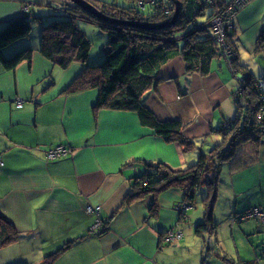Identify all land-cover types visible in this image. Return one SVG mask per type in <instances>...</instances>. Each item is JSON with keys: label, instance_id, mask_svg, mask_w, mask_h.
I'll return each mask as SVG.
<instances>
[{"label": "crops", "instance_id": "crops-1", "mask_svg": "<svg viewBox=\"0 0 264 264\" xmlns=\"http://www.w3.org/2000/svg\"><path fill=\"white\" fill-rule=\"evenodd\" d=\"M65 3L67 0H0V31L9 20L25 14L35 20L63 15ZM233 23L238 55L243 52L240 44L251 53L260 52L257 44L264 33V0H249ZM37 39L21 41L9 55L30 42L39 45ZM217 58L218 66L214 60L211 73L201 75L187 72L185 61L177 56L161 68L158 83L143 95L145 107L157 119L183 122L185 135L199 144L209 143L219 133L217 127L236 115L235 106L232 110L226 106L232 104L227 96L235 92L236 81L232 77L225 86L227 60ZM58 67L38 50L31 61L14 70L4 69L0 62V214L19 233L17 240L0 248V264H41L71 241L52 264H168L173 256L171 245L180 241L171 244L163 234L181 229L184 236V224L192 226L200 219L194 222L195 230L203 218L189 214V209L186 220L180 221L176 207L185 199L182 188L159 194L153 216V194L130 202L127 197L136 178L147 174L148 164L184 169L196 164L200 155L166 141L142 124L135 112L97 108V88L72 91L83 64ZM224 106L228 112L220 110L219 118L217 109ZM61 144L72 152L48 160L47 152ZM229 172L218 187L219 196L227 202L226 212L214 209L215 218L224 223L235 213L264 207V138L251 164L229 167ZM231 228L235 234L236 229ZM201 238L196 240L203 264L205 256L216 249L207 253L206 241L213 244L214 240ZM190 261L188 264L195 263ZM206 262L212 264L213 259Z\"/></svg>", "mask_w": 264, "mask_h": 264}, {"label": "trees", "instance_id": "trees-1", "mask_svg": "<svg viewBox=\"0 0 264 264\" xmlns=\"http://www.w3.org/2000/svg\"><path fill=\"white\" fill-rule=\"evenodd\" d=\"M88 1L108 17L128 23L142 24L145 22L149 25L161 23L170 19L175 11L174 3L171 0L161 1L156 5L149 4L150 8H153V12L149 14L143 12L145 10L140 9L137 5L119 6L99 0ZM181 1L182 9L177 22L172 26L156 29L147 24L140 26L117 25L109 20L103 21L67 0V3L62 7L64 14L55 18L50 24L46 25L45 19H39L42 24L39 45L30 42L24 47L20 46L16 52L9 55L13 47L19 46L21 41H33L30 34L35 19H32L31 15L25 14L22 18L9 20L0 31V62L4 69L14 70L21 63L31 61L34 52L38 50L47 60L64 69L74 63H81L84 68L71 87L72 91L97 88L99 90L97 108L135 112L142 124L152 128L166 141L180 144L186 150H193L197 142L185 135V124L179 120L160 121L157 119L145 107L143 95L156 86L159 81L157 74L161 68L177 56L183 57L188 72H197L201 75L211 73L213 61L219 56L225 57V53L221 41L209 26L210 19L213 17L214 9L216 11L217 9L223 10L233 0L229 2L226 0ZM133 2L136 1L133 0ZM243 7L238 8V12ZM209 8L210 13L208 14ZM166 9L170 11V14L165 13ZM199 16L202 18L198 19ZM203 17H207V19H203ZM80 20L99 24L108 34L109 41L101 65L88 64L92 43L81 29ZM192 23H196L197 27L187 31ZM234 33V28H227L228 41L235 44ZM258 42L259 46L264 48V33L261 34ZM236 70L239 69L236 67ZM263 76L264 74L261 75L262 79ZM245 78L250 80V75ZM262 79L255 78L253 84L247 83L246 87L250 86V91L247 93L242 92L241 95L236 91L233 93V96L237 94L240 100L244 98L249 103L243 105V110L240 109L233 119L227 121L229 125L233 123V129L230 131L231 137L226 134L227 127L220 126V129L217 130L224 135L223 141L217 143L208 155L201 153L196 164L184 169H174L164 163L148 164L147 174L136 178V185L127 197V202L141 198L146 194H153L154 199L150 208L153 216L159 207L158 195L165 190L172 187L182 188L185 191V199L192 204L198 189L204 186L206 189V195L203 198L204 216L203 220L196 224L195 232L202 237L205 236L204 232L214 234L218 227L215 222L214 209L219 198L218 187L221 182L220 175L223 166L227 164L231 168L237 169L251 164V160H255L257 157L259 144L264 138V85L262 86ZM226 141H228L227 144L223 145ZM253 208L264 209L262 206H255L244 212ZM244 212L235 213L238 216L233 217L234 220L238 223L257 220L254 218L241 220L239 214ZM259 224L264 225L261 222ZM18 237L19 233L15 226L7 217L0 214V248L14 242ZM73 242H67L64 247L46 256L41 264H52L57 256L69 248ZM206 243L207 253L216 248V245L210 244L208 241ZM206 256L203 264H209L206 261L210 254L208 257ZM225 258L230 264H259L258 261L244 259L235 263L227 259V255Z\"/></svg>", "mask_w": 264, "mask_h": 264}, {"label": "rangeland", "instance_id": "rangeland-1", "mask_svg": "<svg viewBox=\"0 0 264 264\" xmlns=\"http://www.w3.org/2000/svg\"><path fill=\"white\" fill-rule=\"evenodd\" d=\"M99 1L109 3V4H116L119 6H134V5L138 6V2L140 0H135L136 1L135 3L133 2V0H99ZM143 12H145L146 14L152 13L153 8L151 9L150 6L148 5L147 9ZM207 12L208 14L210 13V8L207 10ZM215 13H216V10L214 9L213 15ZM57 17H59V15L49 16L47 20H44L45 21L44 23L47 22L46 25L50 24ZM199 18L200 16L198 17V19ZM204 18L207 19V17H203V19ZM79 25L81 29L87 34L88 38L90 39L92 43V47H91V51H90V55L88 59V64L93 65V66L101 65L104 61L105 54H106L105 48L109 41L108 34L103 30V28H101L99 24L90 23L85 20H80ZM209 26L210 28H212L213 31L215 30V28L211 25V23H209ZM228 26H229L228 28H231V27L233 28L234 26L233 21L232 23H229ZM41 27H42V24L40 23V21L35 20L34 23L32 24L33 30L30 34V37L32 40H35L38 38L37 41H40ZM195 27H197V24L192 23L191 26H189L187 31H190L194 29ZM226 31H227V28L225 29V31L223 30L219 34H217L220 37L219 40L221 41V43L223 42L222 43L223 50L229 53L228 54L229 58H226L228 64L225 62V65L227 67L228 76L223 77L222 81L224 82L225 86H228L229 83L232 81L231 78L233 77L234 80L236 81V87L234 91H236L237 94L241 95L242 92L247 93L248 91H250V86L246 87L247 83L251 82L253 84V80L255 78L262 79L261 75L264 74V48L260 47L259 42H258L257 50L260 52L251 53L245 48V45L240 44L239 50L242 49L243 52L239 53L238 55V51H237L235 44L228 41L229 37L226 36ZM240 60L242 61L241 63H243V61L245 63L241 64ZM218 61H219L218 58H216L214 61V66H218ZM242 65L245 67H243ZM185 66H186V63H185ZM236 67L239 70H236ZM234 75L237 76V78ZM248 75H250V80L245 78ZM261 81L264 82V76ZM237 94H234V96L233 95L227 96V98L231 97V101L232 100L233 101H232V104L231 103L226 104V106L230 108V110H232L233 107L235 106L236 115L240 112V109L243 110V105L245 106L246 104L249 103L248 100L244 99L243 97H242L243 100L242 99L240 100ZM236 101H238V103H236ZM240 101L241 103H239ZM226 106H224L223 108L218 107L217 111L219 112L217 113V115L219 116V118L222 116V112H220V110L222 111L223 109V112L227 114L228 110ZM217 122L218 121L216 120V123L214 125L215 127L218 126ZM224 125L227 127L226 134L229 135L228 137H231L230 131L233 129L232 128L233 123H230L229 125V123L226 122ZM217 129L219 130L220 127H217ZM223 138H224V135L221 132L219 133L215 132L214 138L209 143H202V142H200V144L196 143V148L191 150L190 153L194 154L196 152L198 155H200V153L202 152L208 155L209 151L213 149L214 146H216L217 142L221 143L223 141ZM227 142L228 141L224 142L223 145H226ZM198 149H200L201 151H198ZM229 167L231 168V166L227 164L223 166L221 177H220L221 179H225L226 177L230 176ZM205 195H206V189L204 186H202L197 191L194 206L190 202H188L186 199L178 203L176 210L179 214L180 221L186 220V213H187V210L189 209H190L189 214L195 213L199 215L200 218H203L202 214L204 213V210H203L204 203L202 199L205 197ZM261 196L262 195H260V197ZM185 207L187 208L185 209ZM226 207H227L226 200H224L223 198L219 196V198L217 199L216 206H215L217 212L220 214H224V212H226ZM224 216L225 215H222L220 218ZM237 216L238 215H234V217H237ZM197 220H200V219H196V221ZM196 221L194 220V222ZM194 222L192 223V226L184 224L183 227H184L185 232H184V236H182L181 238H179V235L183 233L181 229H171L170 230V231L180 232V233L174 234V239L171 240L170 243L173 244L178 241L180 242L177 243L178 244L177 246L171 245L170 248H172L171 251H172L173 256H171V258L169 259L168 264H188L190 260H191L190 262H193L194 260L195 261L194 264H201V261H199L200 250L197 249L198 243L196 239H199V241H201L202 238L201 236L200 238H198V236L195 234ZM215 222L218 224V227H217L218 229L216 230L218 231V234L204 232L205 236L209 238L211 237L214 240L213 244H215V241L216 243H218L219 241L217 245L215 244L216 252H214L208 258L209 261H210V258L213 259L212 264H230L229 261H227L225 258L226 255H227V259H230L232 262H235V263H238L240 259H244V260L258 261L259 264H264V225H260L257 220H249V221H245L242 223H238V221L234 220V218H231V216L227 218V223H224L217 218H215ZM189 226L191 227V232H192V233L190 232V235L188 233ZM231 226H234V228L236 229L235 234L232 232L233 229L231 228ZM169 232H167V234ZM171 233L172 232H170L168 236H170ZM184 245L185 247L183 248Z\"/></svg>", "mask_w": 264, "mask_h": 264}, {"label": "built area", "instance_id": "built-area-1", "mask_svg": "<svg viewBox=\"0 0 264 264\" xmlns=\"http://www.w3.org/2000/svg\"><path fill=\"white\" fill-rule=\"evenodd\" d=\"M161 1H165V0H140L138 2V7L142 10H146L147 6L150 4H160ZM211 1V0H209ZM249 1L248 0H233L227 7H225L223 10L221 9H217L216 13L213 15V17L210 19V23L211 25L215 28L214 30V34L218 37V39H220L219 34L221 31H225L226 28H228V24L232 23L234 17L236 16L235 14L238 13V8L243 7L244 5H246ZM216 10V9H215ZM166 14H170V11L168 9L165 10ZM220 29V30H219ZM223 43V42H222ZM225 53V58H229L228 54L226 51H224ZM262 86L264 85V82L261 81ZM19 107H21V102H19L18 104ZM71 148L66 146V145H57L53 148H51L47 154H46V158L50 161H55L58 160L62 157L67 156L68 154H70ZM0 164L3 165V162L0 158ZM187 207H185L186 209ZM90 211H92V209L90 208ZM241 220H248L251 218L257 219L259 222L264 223V209L263 208H253L250 209L242 214H239ZM170 231V230H169ZM168 231V232H169ZM171 233L170 236L169 233ZM166 236L163 235L164 240L166 239L167 242H171V240L174 239V234L176 233H180V232H175V231H170ZM183 236V233H181L179 235V238H181ZM166 237V238H165Z\"/></svg>", "mask_w": 264, "mask_h": 264}, {"label": "water", "instance_id": "water-1", "mask_svg": "<svg viewBox=\"0 0 264 264\" xmlns=\"http://www.w3.org/2000/svg\"><path fill=\"white\" fill-rule=\"evenodd\" d=\"M70 2H73L75 4H77L78 6H80L81 8H83L84 10H86L87 12L93 14L94 16L98 17L99 19L106 21L109 20L111 21L113 24H117V25H126V24H131V25H136V26H140V25H144L148 23L142 22L141 23H133V22H123V21H119L117 19H113L108 17L107 15H105L103 12H101L93 3H91L88 0H69ZM174 3V15L173 17H171L169 20L161 22V23H157V24H151L149 25L150 27L156 28V29H160V28H165V27H169L172 26L173 24H175L181 14V9H182V1L181 0H171Z\"/></svg>", "mask_w": 264, "mask_h": 264}, {"label": "clouds", "instance_id": "clouds-1", "mask_svg": "<svg viewBox=\"0 0 264 264\" xmlns=\"http://www.w3.org/2000/svg\"><path fill=\"white\" fill-rule=\"evenodd\" d=\"M147 9V8H146ZM173 16V15H172ZM169 20V19H168Z\"/></svg>", "mask_w": 264, "mask_h": 264}]
</instances>
